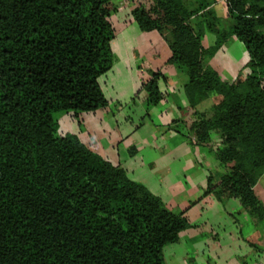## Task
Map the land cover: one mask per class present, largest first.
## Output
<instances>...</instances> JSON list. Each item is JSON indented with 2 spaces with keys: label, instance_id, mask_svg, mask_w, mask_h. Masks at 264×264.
<instances>
[{
  "label": "trees",
  "instance_id": "16d2710c",
  "mask_svg": "<svg viewBox=\"0 0 264 264\" xmlns=\"http://www.w3.org/2000/svg\"><path fill=\"white\" fill-rule=\"evenodd\" d=\"M112 1L0 0V264H165L163 248L190 227L121 167L57 134L54 113L107 105L99 78L115 61ZM133 1L138 30L157 32L166 63L186 75L189 108L212 101L210 116L196 114L189 127L223 169L203 196L236 198L264 221L254 192L264 174V0H223L228 29L213 9L219 0ZM206 33L215 37L209 48ZM231 37L247 62L224 82L208 61ZM161 78L141 83L148 107L162 99Z\"/></svg>",
  "mask_w": 264,
  "mask_h": 264
},
{
  "label": "crops",
  "instance_id": "0c3cea01",
  "mask_svg": "<svg viewBox=\"0 0 264 264\" xmlns=\"http://www.w3.org/2000/svg\"><path fill=\"white\" fill-rule=\"evenodd\" d=\"M112 4L117 8L110 17L115 61L99 78L107 105L77 117L70 115L80 120L77 127L71 120L65 134L75 135L89 150L121 167L130 180L154 196L176 203L178 211L185 203L180 212L190 227L177 242L163 248L165 264H264V221L250 218L236 198L219 201L212 194L203 196L208 179L215 182L223 169L209 146L192 143L189 127L196 114L210 116L212 101L189 108L183 88L187 77L166 63L170 53L162 37L138 30L131 15L133 0ZM213 9L221 28L228 29L232 23L223 0ZM214 42L211 33L204 35L205 48ZM246 62L243 45L231 37L208 65L222 81L231 82L245 72ZM156 72L165 78L158 82L163 96L148 107L141 83ZM173 122H178L177 130L169 128ZM212 137V145L219 142L215 134ZM254 192L264 206V174Z\"/></svg>",
  "mask_w": 264,
  "mask_h": 264
},
{
  "label": "rangeland",
  "instance_id": "374dc122",
  "mask_svg": "<svg viewBox=\"0 0 264 264\" xmlns=\"http://www.w3.org/2000/svg\"><path fill=\"white\" fill-rule=\"evenodd\" d=\"M120 1H122V0H113L112 2L113 3H116V4H118V3H120ZM137 2H139V3H142V4H144V5H146L147 3L145 2V0H137ZM230 21H231V23H233V20L232 19H230ZM53 118L56 120V122H57V134L58 135H62L63 133L65 134V131H66V127H69L72 123H71V120H72V122H73V124L72 125H74V126H78V123H79V120H80V118L79 119H77V118H71L70 117V114H68V113H65V112H57V113H54L53 114ZM80 124H81V122H80ZM217 144V143H216ZM212 183H214V182H212ZM205 190H206V188H205ZM204 190V191H205ZM204 193V192H203ZM162 202H163V204L167 207V209H169L170 211H172V212H174V213H179L181 210H183V209H185L184 208V205H185V203L184 202H182L181 204H182V206H180V211H178L177 210V208H175V204L176 203H174V204H172L171 202H169V201H163V200H161ZM180 213H182V212H180Z\"/></svg>",
  "mask_w": 264,
  "mask_h": 264
}]
</instances>
